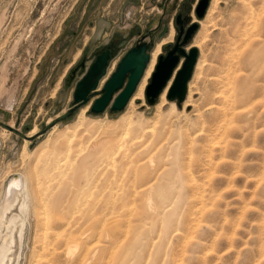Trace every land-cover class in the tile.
I'll return each instance as SVG.
<instances>
[{"label":"rangeland","instance_id":"obj_1","mask_svg":"<svg viewBox=\"0 0 264 264\" xmlns=\"http://www.w3.org/2000/svg\"><path fill=\"white\" fill-rule=\"evenodd\" d=\"M184 1L185 5L179 7ZM249 1L253 6L251 7L253 8L251 14H249V6L246 5ZM165 2L166 0H0V264H181L184 261V264H264V105L255 103L254 108L256 107V110L251 113L249 119L245 118L246 121L244 117L238 115L232 117V120L228 123L231 128L227 127L226 130L228 131L225 130L223 133L221 130V132L216 130L219 119L211 109L215 106L222 108L225 105L224 102L230 98V94L225 90L226 87L223 86L224 84L222 85L227 68L235 66L236 68L233 67V69L239 70L240 67L237 68L238 65H241L239 59L244 55L247 48H249L247 51H250L251 46L255 49L261 48L264 52V48H262L264 45V0H218L216 14L213 15L212 19V22L216 25L209 26V30L207 29L205 32L206 36L201 41L202 46H196L202 68L196 74L197 78H194L198 87L194 96L195 103L193 102L183 111H181L183 106L182 108L177 107L176 100L167 98L168 90H166L165 95L167 103L161 111L157 112L155 109L156 104L159 102V96L154 103L148 102L145 90L151 80L154 65L145 84L144 95L142 98L135 99L133 108L129 107L128 101L120 111L110 112L107 110L99 115H94L90 113L88 107L86 115L92 119H98L100 123L97 125H100V128H96L94 136L89 141L90 143L82 144L84 148L80 153L77 151L79 145H76L72 149L73 152L70 150L72 155L69 151V153L62 152L58 154L61 161L59 159L56 162L53 161L52 156L54 154L52 153V155L45 154L39 159L35 153L30 154V151H33L35 146L48 136L52 126L57 125V129L60 130L66 124H70L75 120L79 110L63 120L56 121L54 125L43 131L46 123L50 121H48L49 117H52L51 120H53L56 116L63 115L69 107L72 98V86L67 84V76L71 66L80 58L92 38L109 37L116 25H124V28H126L128 25L136 24L135 26H139L140 30L144 32L148 25L155 23L162 16ZM187 4L189 5V10L187 8L188 15L191 14L190 18L197 22L199 26L191 40L186 44V50L193 44V40L201 27L200 21L206 17V14L202 18L197 17L195 13L197 0H171V3L167 4L162 25L154 36V45L149 51L150 56L157 43H161L159 56L165 52L167 44L174 40L177 31L174 14L180 9L184 11ZM170 24L174 27L173 37L166 39L165 42H159L169 32ZM247 36L248 38H246ZM130 39H126L123 44L124 49L131 42L132 39ZM249 40L252 43L251 46H249L251 44L248 42ZM243 45L246 48H243ZM234 47L236 52L233 50ZM231 52L233 56L230 55ZM236 56L238 60L235 58ZM183 59L181 56L179 67ZM234 60L237 61L235 65H233ZM225 64H228L229 67ZM196 65L189 81L193 78ZM260 66L257 68L264 73L263 64ZM257 68L253 71L255 73L253 78L250 77L251 80H254L256 75V80L261 78L263 73H259L260 70H257ZM241 71L245 72L244 70ZM173 74L169 81L170 84L168 82L169 86L173 82L175 73ZM232 75L230 74V76ZM219 76H221L220 79ZM232 80H234L232 82L233 87L238 89L241 86V79L234 76ZM251 80L248 78L246 82L242 81V84L249 86ZM253 80L251 81L252 84L253 82L257 83L256 80ZM231 91L233 92V89ZM2 93L4 96H2ZM220 94L224 97H219ZM1 97L5 98L1 99ZM7 97L11 98L10 105L5 104ZM258 99L261 98L258 97ZM211 100L212 102H210ZM172 102L174 103L173 111L170 110V103ZM209 106H212L210 107L211 110ZM251 107L252 105L249 108ZM130 112H132V117L136 120L139 118L143 125L148 122L152 126L150 134L144 137L148 142L159 137L160 145H158L166 144L164 146L166 147L165 151L163 149L164 155L171 156L172 159L177 158L179 155L180 158H185L182 164H172L169 172L174 174L173 177L167 178L168 181L164 179L167 183L169 182L168 188L166 187L168 190L166 200L169 205L168 208L166 206L164 209L170 210L172 208L169 212H173L172 216L168 214L169 217L171 216L172 221L169 220L171 224L167 229L166 226H168L169 221L167 222L166 213L168 211L163 209L166 212L159 214L157 219L156 216L153 217V220L146 213V195L143 194L142 197H139L141 196V193H139L138 198L137 193L132 188L133 177L131 178V173L125 172L130 177H127L128 174L127 176L125 173V175L122 174L126 168L121 166L120 153L117 154L119 156L115 153L107 157L101 147L107 144L109 137L112 136V130H105V126L114 125L112 123L121 114ZM155 121L156 123H154ZM165 121L173 125L168 129H164V132L161 130V132L160 128ZM34 126L37 127V133L27 137V133ZM118 129L120 128L118 127L116 131ZM156 133L159 134L156 135ZM152 135L153 137L156 136L153 138ZM162 136H164L163 139ZM192 139L193 141H191ZM25 140H28V144L24 148ZM117 140L109 141V151H112ZM99 141L102 142L99 143ZM94 143H98L101 148L99 150L97 148L93 154L94 156L92 155L86 162L84 168L86 177L75 180L74 170L76 169L77 160L85 155L84 153L90 152L93 145H95ZM128 143L130 144V142ZM173 144L179 147L174 145V148ZM166 149H169L168 152ZM171 149L178 152L174 151L171 155ZM148 152L146 151L143 154L145 160L154 158L153 155L156 154V149H150ZM174 153L175 155L179 153V155L174 156ZM47 156L51 157L52 163L50 161L46 162L45 157ZM114 156L117 160L115 161L117 164L116 170L113 165L109 164V161L111 162L110 158ZM144 158L142 161H144ZM185 160H187V164H185ZM175 166L180 172L177 173ZM182 166L184 167L182 168ZM114 170L115 172H113ZM187 171L188 173H186ZM119 173L122 175L120 177L116 176V179H112L110 176V174ZM179 173L180 176L178 177ZM21 174L28 178V191L24 192L19 187L8 201L7 209L4 210L3 207L6 199H8L7 191L11 179L20 177ZM105 174L107 175L105 176ZM30 176L32 177L30 178ZM190 176L192 178H189ZM106 177L111 178L108 181L111 184L104 183L103 180ZM180 178H184L185 181L182 179L179 182ZM195 178L197 179L195 180ZM106 185H109V187ZM197 185L200 187L198 188ZM67 187H69L68 190ZM91 188L93 189L91 190ZM185 189L190 190L185 191ZM63 190L68 192H65V194ZM59 194L60 196L62 194L60 203L58 202L60 197L57 198ZM143 197L145 198L144 202ZM140 198H142L140 200L142 203L138 200ZM126 199L128 201H125ZM54 201L55 203H53ZM22 203H25L23 207ZM202 203H205L206 206ZM174 205H177V207ZM122 207L125 209L123 210ZM140 207H142V210H140ZM198 207H200L199 210ZM73 208L74 212L72 213ZM173 209L176 211L174 212ZM137 211L141 213H137ZM202 213L204 214L202 215ZM53 215L54 217H52ZM193 216L194 219H191ZM198 216H200L199 219ZM85 219L86 221L82 223ZM64 220H71L69 226L63 225ZM130 220H133V222ZM49 221L56 225H51ZM193 221L195 224H193ZM116 222L120 226L122 225L121 228L124 230L120 229L119 225L116 226ZM81 223L82 225H80ZM110 224L118 228H112ZM133 224L137 225L136 228L131 226ZM156 224L158 225L155 228L156 231H154ZM78 225L79 228H76ZM81 226L86 229L83 230ZM145 226L147 229H144ZM177 231L179 235L181 234V238L175 235H178ZM120 232L122 234H118ZM144 232L145 234H143ZM103 233L104 235H102ZM127 234L131 238L128 239ZM140 234H142L141 238ZM68 236L70 244L73 243L71 241L76 244L74 246L72 244L75 250L71 245V247L63 245V240ZM193 237L196 238V242ZM59 239L63 240L59 241ZM57 241L63 244L60 243V245ZM133 241L136 243L134 244ZM48 242L50 247L47 244ZM160 242H162V246H160ZM157 243H160L159 247L156 246ZM45 244L47 247L44 246ZM135 245L137 246L134 247ZM98 247L104 248V252L103 249V253L100 252ZM154 249H159V254ZM178 255H180V258ZM182 255L184 258H182ZM140 257L141 259H139ZM170 258H174L175 261Z\"/></svg>","mask_w":264,"mask_h":264},{"label":"bare ground","instance_id":"obj_2","mask_svg":"<svg viewBox=\"0 0 264 264\" xmlns=\"http://www.w3.org/2000/svg\"><path fill=\"white\" fill-rule=\"evenodd\" d=\"M221 1V0H220ZM253 3H254V1H253ZM246 5H248L249 7H248V9H249V14H251L252 13V11H251V9H253V8H251V7H253L252 6V4H251V2L249 1L248 2V4H246ZM255 5V4H254ZM217 6H218V0H211V2H210V4H209V7H208V10H207V13H206V17L204 18V19H201V21H200V24H201V27H200V30H199V32L197 33V35H196V37H195V39L193 40V45L192 46H198V45H200V46H202L201 44V41L204 39V37L206 36V34H205V32L207 31V29L209 28V26H215L216 25V23H213L212 22V19H213V15L214 14H216L215 12H216V9H217ZM245 8H247V7H245ZM247 15V14H246ZM249 17H251V16H249ZM249 17H246V18H248V19H250ZM216 21V20H215ZM248 29V28H247ZM209 30V29H208ZM249 32H251V31H249ZM248 32V33H249ZM242 34H244V33H242ZM245 37V36H244ZM249 37H250V35H249ZM246 38H248V36L246 37ZM242 39L244 40V38L242 37ZM251 39V38H250ZM238 40V39H237ZM242 40V41H243ZM254 41V40H253ZM204 42V41H203ZM249 43H251V41L249 40L248 41ZM233 43V42H232ZM248 43V44H249ZM260 43V42H259ZM242 44V43H241ZM241 44H240V46H241ZM245 44V43H244ZM264 44V43H263ZM235 45H237V44H235ZM252 45V43L249 45V46H251ZM260 45V44H259ZM199 46V47H200ZM233 46V45H232ZM244 46V45H243ZM242 46V47H243ZM261 46V45H260ZM259 46V47H260ZM264 46V45H263ZM262 46V48H264ZM160 47H161V43H159L157 46H156V48L154 49V51L152 52V55H151V60H150V63L148 64V67L146 68V70H145V72H144V74H143V76H142V78H141V80H140V82L138 83V85H137V88H136V92L135 93H133L134 95L132 96V98L130 99V101H129V103H128V105H129V107L130 108H133V106H134V101H135V99L136 98H142L143 97V95H144V87H145V84H146V82H147V79H148V77H149V75H150V73H151V71L153 70V67H154V65H155V63H156V59H157V56H158V53H159V51H160ZM189 47H191V46H189ZM235 47H238V46H235ZM234 47V51L236 52V48ZM257 47V46H256ZM243 48H246L245 46L243 47ZM249 48H247L246 49V51L248 50ZM244 52V55H242L241 57H240V59H239V64H241V65H238L237 66V68L238 67H240L239 68V70H237V69H233V67L234 68H236L235 66H231L232 67V69H230V68H227V70H226V77H223V81H222V85L223 86H225L226 87V91H227V93L228 94H230V98L226 101V102H224L225 103V105L224 106H222V108L221 107H213V108H211L212 109V111L215 113V116L219 119V123H218V125H217V128H216V130L218 131H222V133L223 132H225V130H226V128L227 127H230V125H228V123H229V121L230 120H232V117L234 118V116L235 115H238V116H241V117H244V120L246 121V119H249L250 118V115H251V113L252 112H254L255 110H256V107L254 108V105H255V103H258V104H260L261 103V105L263 104L264 105V76H263V71H261L260 69H258L257 67L258 66H262V64H263V66H264V52H263V50H261V48H254L253 46H251V48H250V51L248 52ZM233 52V51H232ZM230 53V55H232L233 56V53ZM238 53V52H237ZM236 53V54H237ZM235 54V53H234ZM240 54H241V50H240ZM237 56H238V54H237ZM237 56L235 57L236 59H237ZM235 58H232V59H235ZM238 58H239V56H238ZM231 59V60H232ZM227 60H228V58H227ZM226 60V61H227ZM230 60V61H231ZM238 60V59H237ZM234 64L233 65H235L236 64V62L237 61H235L234 60ZM197 63V65H196V69H195V72H194V75H193V78L188 82V84H189V86H188V89H187V95H186V99L183 101L184 103H182V106H183V109L181 110V111H183L187 106H189L190 104H192L193 102L195 103V98H194V96H195V94H196V91L198 90V87H197V85H196V80L194 79V78H197V76H196V74L198 73V71L199 70H201V68H202V62L200 61V59H198V61L196 62ZM228 64H229V62H228ZM228 64H225V66L226 65H228ZM231 65H232V62L230 63ZM260 66V67H261ZM68 67V66H67ZM178 67H179V65H178ZM177 67V68H178ZM228 67H229V65H228ZM176 68V69H177ZM257 68V70H260L259 71V73H263V74H261L262 76H261V78H258V80H256L255 78L257 77V75H256V77L254 78V80H256L255 82H257V83H254L253 82V84H252V80H251V78H253L254 76H253V74L255 73V72H253L255 69ZM263 68V67H262ZM175 69V70H176ZM224 69H225V67H224ZM223 69V70H224ZM241 70H244L245 72H242ZM225 71V70H224ZM222 72V71H221ZM251 72H253L252 73V75L250 76V74H251ZM258 72V71H257ZM225 73V72H224ZM230 74H233L232 76H230ZM256 74H258V73H256ZM220 75V74H219ZM230 76V77H229ZM235 76V78L237 77V78H239V79H241L240 80V83H241V86L240 87H238V89H236V88H234L233 87V83L232 82H234V80H232V78ZM220 77L221 76H219V79H220ZM251 77V78H250ZM250 79L251 81H250V83H249V86L247 85V86H245V85H243L242 84V81L243 82H246L247 81V79ZM170 80H171V78H170ZM169 80V81H170ZM253 80V81H254ZM168 81V82H169ZM236 82V81H235ZM169 84H170V82H169ZM169 84L167 83V85L164 87V89L162 90V92L160 93V95H159V102L156 104V111L158 112V111H161L162 110V107L167 103V101H166V97H165V95H166V90H168L167 88L169 87ZM235 84V83H234ZM235 86V85H234ZM233 89V92L231 91ZM1 95V94H0ZM2 96H4L3 95V93H2ZM231 96H232V99H231ZM219 97H224V95H222V94H220V96ZM258 97H260L261 99H258ZM2 98H5V97H1V99ZM11 98L9 97H7L6 98V103L5 104H7V105H10V102H11V100H10ZM214 101V100H213ZM198 102V101H197ZM210 102H212V100L210 101ZM209 102V104H211ZM223 103V104H224ZM232 103H234V104H232ZM216 104V103H215ZM249 104H251L252 105V107L251 108H249L251 105H249ZM218 105V104H217ZM88 107H89V105H85L84 107H82L81 109H80V111L78 112V114H77V116H76V118H75V120L72 122V123H70V124H66L64 127H63V129H57V125H54V126H52L51 127V129L49 130V132H48V136L45 138V139H43L42 141H40L36 146H35V148H34V150L33 151H30V154H36L37 155V158L39 159V157H41V156H43V155H49V154H54L52 157H53V161H58L60 158H58V154H60V153H62V152H70V150L73 152V150L72 149H74L73 147H75L76 145H79V146H77V147H79L78 149H77V151H78V153H80L81 151H82V149L84 148L83 147V145L84 144H86L87 142H89L90 141V139H92V136H94V133L96 132V128L97 129H99L100 127V125H97L98 123H100V121L98 120V119H92V118H90V117H88L87 115H86V111H87V109H88ZM128 107V108H129ZM210 107H212V106H209V109H210ZM261 107V106H260ZM182 108V107H181ZM210 109V110H211ZM170 110L171 111H173L174 110V103L172 102V103H170ZM196 110V109H195ZM194 110V111H195ZM132 111V110H131ZM193 111V110H192ZM198 111V110H197ZM128 112V111H127ZM156 112V113H157ZM196 114V113H195ZM248 117V118H247ZM52 117H49V119L48 120H50ZM246 118V119H245ZM142 119H143V117H142ZM96 120H98V121H96ZM107 120V119H106ZM145 120V119H144ZM157 120V119H156ZM154 123H156V121L154 122ZM109 124V123H108ZM112 124H114V125H111V126H109L110 127V129H108L109 127H107V125L105 126V130H107V131H109V130H112V133H111V135L112 136H110L109 137V140L107 141V144H105V145H103V146H101L102 147V150L104 151V153L106 154V156L107 157H109V156H111V155H114L115 153H116V155L118 154V153H120L119 155H117V156H119L120 157V159H121V166H124L125 168H126V170L125 171H123L122 172V174L123 175H125L126 173V171H128V172H130L131 173V178L133 177V182H132V188H133V191L135 192V193H137V197H138V194L139 193H141V196H139V197H142V195L144 194V195H146V201H145V198L143 199V202L145 201L146 202V213L150 216V217H152V219H153V217H155L156 216V219H157V217L159 216V214H161V213H164V212H166V211H168V213H166L167 215H166V218L168 217V219H167V222L170 220V221H172L171 219V216H172V214H173V212H169L172 208H170V210H168V209H164L166 206H167V208H168V205H169V202H167V196H168V190L166 189V187L168 188V184H169V182L167 183L164 179H167V178H172L173 177V173H171V172H169V168L171 167V165L172 164H174V165H177V164H182L183 163V161H184V159L185 158H180V155H179V153H176V155H175V153H174V156H177V154L179 155L177 158L176 157H174L173 159H172V157L170 158L169 156H167V155H164L163 154V149H164V151H165V148L166 147H164V146H166V144L165 145H162V146H159L160 144H159V141L158 140H160V138L159 137H157L155 140H153L152 138V140L153 141H151V142H148V140L146 139V138H144L145 136L147 137V135L148 134H150V132L152 131V126H150L149 124H148V122L147 123H144V125L142 124V121L140 122V119L138 118L137 120L136 119H134V117H132V112H130V113H124V114H121L120 115V117L118 118V119H116L115 121H114V123H112ZM145 124H148V125H145ZM152 124V123H151ZM173 124L172 123H170V122H168V121H165V123L163 124V126L160 128V127H157V128H160V131L162 130H164V129H168V128H170L171 126H172ZM101 126H103L102 124H101ZM113 126V127H112ZM120 128V129H118V131H116V129L117 128ZM103 128V127H102ZM156 128V127H155ZM231 128V127H230ZM229 128V129H230ZM101 130V129H100ZM155 130H157V129H155ZM159 130V129H158ZM160 131H158L159 133H160ZM161 131V132H162ZM220 131V132H221ZM226 131H228V130H226ZM164 132V131H163ZM219 132V133H220ZM37 133V127L36 126H34V127H32L30 130H29V132L27 133L28 135H26L27 137H29V136H33V135H35ZM104 133V132H103ZM158 133V134H159ZM166 133V132H165ZM106 134V133H105ZM157 133H156V135H158ZM99 135V134H98ZM97 135V136H98ZM102 135V134H101ZM155 135V136H156ZM162 135V134H161ZM222 135V134H221ZM154 136V137H155ZM105 137V136H104ZM151 137H153V135L151 136ZM153 137V138H154ZM163 137L164 136H162V139H163ZM146 139V140H144V139ZM184 138V137H183ZM191 138V137H190ZM101 139V138H100ZM106 139H107V137H106ZM118 139V140H117ZM180 139V138H179ZM178 139V140H179ZM94 140V139H93ZM104 140V139H103ZM110 140H117L116 142L117 143H115L116 145L113 147V149H112V151H109V149H110V144H108L109 143V141ZM120 140V141H119ZM177 140V139H176ZM181 140V139H180ZM179 140V141H180ZM106 141H104V142H106ZM114 141H112V142H114ZM171 141H173V140H171ZM191 141H193V139L191 140ZM190 141V142H191ZM100 142H102V141H99V143ZM128 142H130V144H131V146H130V144L128 143ZM162 142H164V141H162ZM216 142V141H215ZM90 143V142H89ZM173 143V142H172ZM177 143V142H176ZM175 143V144H176ZM179 143V142H178ZM177 143V144H178ZM217 143V142H216ZM232 143V142H231ZM27 144H28V140H25V142H24V148H25V146L27 147ZM83 144V145H82ZM93 144V143H92ZM95 145H93V147H92V149H91V151L90 152H86V153H84L85 155H83V156H81L78 160H77V165H76V169L74 170L75 172H74V177H75V180H80L81 178L83 179L84 177H86V172L84 171V168H85V165H86V162H88V160L90 159V157L95 153V150H97V148H98V150H99V148H101V147H99L98 146V143H94ZM129 144V145H128ZM159 144V145H158ZM175 144H173V147H174V145ZM184 144H186V143H184ZM191 144H192V142H191ZM213 144V143H212ZM89 145V144H88ZM88 145H87V147H88ZM113 145V144H112ZM111 145V146H112ZM167 145H168V143H167ZM172 145V144H171ZM183 145V144H182ZM214 145V144H213ZM169 146V145H168ZM167 146V147H168ZM188 146V145H187ZM186 146V147H187ZM189 146H191V145H189ZM211 146V145H210ZM221 146V145H220ZM91 147V146H90ZM175 147H179V146H177V145H175ZM174 147V148H175ZM192 147V146H191ZM213 148V147H212ZM144 149H145V151H144ZM150 149H156V154L155 155H153L154 156V158H151V159H146L145 160V158H144V152L146 153V151L148 152ZM177 150H178V148H176ZM187 149V148H186ZM214 149V148H213ZM167 150V152H168V150L169 149H166ZM172 150V149H171ZM210 150H212V149H210ZM25 151V150H24ZM86 151H87V149H86ZM154 151V150H153ZM152 151V152H153ZM175 151V149H173L172 150V152H170L171 153V155H172V153ZM178 151H180V150H178ZM178 151H175V152H178ZM188 151V150H187ZM213 151V150H212ZM68 152V153H69ZM102 152V151H101ZM181 152V151H180ZM185 152V151H184ZM190 152V151H189ZM192 152V151H191ZM71 153V152H70ZM76 153V152H75ZM149 153V152H148ZM165 153V152H164ZM26 154V153H25ZM29 154V153H28ZM51 154V155H52ZM152 154V153H151ZM151 154H149V155H151ZM186 154V153H185ZM192 154H193V152H192ZM191 154V155H192ZM71 155H72V153H71ZM78 155V154H77ZM99 155V154H98ZM147 155V154H146ZM145 155V156H146ZM170 155V154H169ZM74 156V155H73ZM94 156V155H93ZM100 156V155H99ZM188 156V155H187ZM63 157H64V155H63ZM62 157V158H63ZM193 157V156H192ZM46 158V162H48V161H50L51 163H52V161H51V157H49V156H47V157H45ZM44 158V159H45ZM66 158H68V157H66ZM70 158V157H69ZM73 158V157H72ZM76 158V157H75ZM94 158V157H93ZM96 158H97V156H96ZM99 158V157H98ZM143 158H144V161H142L143 160ZM190 158V157H189ZM65 159V158H64ZM191 159V158H190ZM67 160V159H66ZM102 160V159H101ZM110 160H111V162L109 161V164L110 165H113L114 166V168H115V170L117 169V164H116V162L115 161H117L116 160V156H114V157H111L110 158ZM193 160V159H192ZM191 160V161H192ZM37 161V160H36ZM43 161V160H42ZM60 161H61V159H60ZM187 160H185V162H186ZM191 161H189V162H191ZM210 161H211V158H210ZM55 162H53V163H55ZM99 162V161H98ZM104 162V161H103ZM115 162V163H114ZM188 162V163H189ZM212 162V161H211ZM44 163V162H43ZM113 163V164H112ZM208 163V162H207ZM48 164V163H47ZM89 164V163H88ZM99 164V163H98ZM185 164H187V162L185 163ZM211 164V163H210ZM49 165V164H48ZM52 165H55V164H52ZM61 165V164H60ZM93 165V164H92ZM174 165H173V167H174ZM188 165H191V164H188ZM50 166H51V164H50ZM56 166H57V164H56ZM105 166V165H104ZM184 166H186V165H184ZM184 166H182V168L184 167ZM112 167V166H111ZM187 167V166H186ZM56 168V167H55ZM50 169V168H49ZM104 169V168H103ZM175 169L177 170V173L178 172H180V171H178V168H176V166H175ZM54 170V169H53ZM100 170H101V168H100ZM99 170V171H100ZM115 170L113 171V172H115ZM171 170V169H170ZM185 170V169H184ZM203 170H204V168H203ZM47 171V170H46ZM48 171H50V170H48ZM72 171V170H71ZM120 171V170H119ZM174 172H175V170H174ZM125 173V174H124ZM186 173H188V171L186 172ZM121 173H119V174H110V176L112 177V179L114 178V179H116L117 177L116 176H119L120 177V175H122ZM128 174V173H127ZM127 174H126V176H127ZM107 174H105V176H106ZM177 175V174H176ZM193 175V174H192ZM33 176V175H32ZM32 176H30V178L32 177ZM103 176V175H102ZM101 176V177H102ZM172 176V177H171ZM180 176V173H179V175H178V177ZM29 177V176H28ZM73 177V178H74ZM93 177V176H92ZM100 177V178H101ZM116 177V178H115ZM127 177H130L129 176V174H128V176ZM127 177H126V179H127ZM188 177V176H187ZM125 178V177H124ZM177 178V177H176ZM185 178V177H184ZM184 178H180L179 179V182H180V180H182V179H184ZM189 178H192L191 176L189 177ZM89 179H91V178H89ZM110 177H106L105 178V180H103L104 181V183H106V184H108V183H110V182H108V181H110ZM197 178H195V180H196ZM199 179V178H198ZM30 180V179H29ZM98 180V179H97ZM100 180V179H99ZM172 180V179H171ZM177 180V179H176ZM191 180V179H190ZM211 180V179H210ZM27 181H28V178H27V176H24V175H22L21 174V176L20 177H14L13 179H11V183H10V186H9V188H8V191H7V198L8 199H6V202L4 203V207H3V209L4 210H6L7 209V207H8V201H10V199H11V197H13V195H14V193L18 190V188L19 187H21V189H23L22 191H24V192H27L28 190V184H27ZM120 181H121V179H120ZM123 181H124V179H123ZM167 181H168V179H167ZM173 181H174V179H173ZM184 181H185V179H184ZM186 181H187V179H186ZM194 181V180H193ZM68 182V181H67ZM76 182H79V181H76ZM97 182V181H96ZM181 182H183V181H181ZM195 182V181H194ZM226 182V181H225ZM30 183V182H29ZM35 183V182H34ZM75 183V182H74ZM81 183V182H80ZM84 183V182H83ZM115 183H116V181H115ZM114 183V184H115ZM118 183V182H117ZM125 183V182H124ZM185 183V182H184ZM190 184H191V182H189ZM76 184V183H75ZM75 184H71V185H75ZM111 184V183H110ZM109 184V185H110ZM113 184V185H114ZM119 184V183H118ZM182 184V183H181ZM198 184V183H197ZM205 184V183H204ZM76 185H78V184H76ZM109 185H106V186H108L109 187ZM120 185V184H119ZM194 185V184H193ZM206 185V184H205ZM228 185V184H227ZM79 186V185H78ZM124 186V185H123ZM190 186V185H189ZM195 186H196V184H195ZM198 186V188L200 187L199 185H197ZM74 187H76V186H74ZM128 187V186H127ZM197 188V187H196ZM195 188V189H196ZM69 189V187H67V190ZM93 188H91V190H92ZM113 189V188H112ZM111 189V190H112ZM123 189V188H122ZM129 189V188H128ZM169 190H172V189H169ZM190 190V189H189ZM188 189L186 190L185 189V191H189ZM199 190V189H198ZM205 190H206V188H205ZM64 191V193L65 192H68V191H66V190H63ZM72 191V190H71ZM123 191V190H122ZM132 191V192H133ZM92 192V191H91ZM107 192H108V190H107ZM192 192V191H191ZM61 193V192H60ZM63 193V194H64ZM187 193H189V192H187ZM194 193V192H193ZM203 193V192H202ZM208 193V192H207ZM18 194V193H17ZM20 194V193H19ZM28 194V193H27ZM66 194V193H65ZM88 194H89V192H88ZM184 194H186L185 192H184ZM196 194V193H195ZM198 194V193H197ZM209 195H211V193H208ZM25 195V194H24ZM130 195V194H129ZM135 195V194H134ZM189 195V194H188ZM206 195V194H205ZM209 195H207L208 197H209ZM61 196H62V194H61ZM61 196H60V194L59 195H57V198L58 197H60V199H58V200H60V201H58L59 203L61 202ZM172 196H173V194H172ZM190 196V195H189ZM200 196H201V194H200ZM204 196V195H203ZM22 197V196H21ZM137 197H136V199H137ZM138 197V198H139ZM187 197V196H186ZM191 197V196H190ZM211 198H212V196H210ZM56 198V197H55ZM54 198V199H55ZM56 198V199H57ZM103 198V197H102ZM207 198V197H206ZM205 198V199H206ZM55 199V200H56ZM210 199V198H209ZM209 199H208V201H209ZM139 201L140 200H142V198H140V199H138ZM174 200V199H173ZM186 200H187V198H186ZM194 200V199H193ZM125 201H128L127 199L125 200ZM130 201V200H129ZM195 201V200H194ZM199 201V200H198ZM205 201V200H204ZM56 202H57V200H56ZM122 202V201H121ZM187 202V201H186ZM191 202V201H190ZM201 202V201H200ZM206 202H207V199H206ZM53 203H55V201L53 202ZM76 203H77V201H76ZM136 203H137V201H136ZM135 203V204H136ZM140 203H142V201H140ZM173 203V202H172ZM179 203V202H178ZM177 203V204H178ZM192 203H194L193 201H192ZM210 203V202H209ZM126 204V202L124 203V205ZM188 204V203H187ZM203 204V203H202ZM208 204V203H207ZM23 205H25V203H22V207H23ZM54 205V204H53ZM59 204L57 203V206H58ZM116 205H117V203H116ZM140 205V204H139ZM145 205H144V207H145ZM171 205V204H170ZM191 205V204H190ZM203 205H205V203L203 204ZM142 206H143V204H142ZM175 206V205H174ZM187 206V205H186ZM197 206H198V204H197ZM202 206V205H201ZM200 206V207H201ZM206 206V205H205ZM175 207H177V205L175 206ZM200 207H198V210H199V208ZM208 207V206H207ZM75 208V207H74ZM74 208H73V210H72V213L74 212ZM123 208V207H122ZM139 208V207H138ZM141 209L140 210H142V207H140ZM202 208V207H201ZM125 208H123V210H124ZM163 209L164 210H166V211H163ZM176 209V208H175ZM189 209V208H188ZM197 209V208H196ZM203 209V208H202ZM128 210V209H127ZM131 210V209H130ZM180 210V209H179ZM193 210V209H192ZM89 211V210H88ZM173 211L175 212L176 210H174L173 209ZM185 211V210H184ZM196 211V210H195ZM205 211V210H204ZM92 212V211H91ZM95 212V211H94ZM135 212H136V210H135ZM139 211H137V213H138ZM144 212V211H143ZM142 212V213H143ZM191 212V211H190ZM202 212V211H201ZM200 212V213H201ZM58 213V212H57ZM56 213V214H57ZM60 213V212H59ZM90 213V212H89ZM136 213V214H137ZM139 213H141V212H139ZM145 213V212H144ZM171 213V214H170ZM146 214V215H147ZM171 215L170 217H169V215ZM186 214H187V212H186ZM195 214V213H194ZM204 213H202V215H203ZM117 215V214H116ZM130 215V214H129ZM133 215H135V213H133ZM141 215V214H140ZM147 215V216H148ZM189 215V214H188ZM188 215H186V216H188ZM89 217H90V215H88ZM87 216V217H88ZM192 216V215H191ZM52 217H54V215L52 216ZM57 218H61V217H58V216H56ZM55 217V218H56ZM117 217V216H116ZM133 217V216H132ZM131 217V218H132ZM136 217V216H135ZM54 218V219H55ZM72 218V217H71ZM75 218V217H74ZM123 218V217H122ZM162 218V217H161ZM171 218V219H170ZM194 219V216L193 217H191V219ZM200 218V216H198V219ZM76 219V218H75ZM92 219V218H91ZM113 219V218H112ZM116 219V218H115ZM133 219H134V217H133ZM136 219H137V217H136ZM190 219V218H189ZM58 220H60V219H58ZM100 220V219H99ZM118 220H120V219H118ZM122 220V219H121ZM124 220H126V218H124ZM128 220H129V218H128ZM135 220V219H134ZM154 220V219H153ZM161 220V219H160ZM187 220V219H186ZM53 221V220H52ZM55 221H57V220H55ZM71 221V220H70ZM70 221L68 220V221H65L64 220V223H63V225H68L69 226V224H70ZM86 221V219L84 220V221H82V223L83 222H85ZM98 221V220H97ZM104 221V219L102 220V222ZM131 221V220H130ZM170 221L167 223L168 224V226H166V229H167V227L169 228V226H170ZM174 221V220H173ZM189 221V220H188ZM198 221V220H197ZM50 222V221H49ZM58 222V221H57ZM75 222V221H74ZM73 222V223H74ZM96 222V221H95ZM124 223H125V221H123ZM128 222V221H127ZM131 222H133V220L131 221ZM130 222V223H131ZM157 222V221H156ZM160 222V221H159ZM187 222V221H186ZM51 223V222H50ZM60 223V222H59ZM82 223L80 224V225H82ZM100 223V222H99ZM98 223V224H99ZM108 223H109V221H108ZM120 223H121V221H120ZM130 223H129V226H130ZM153 223H155V222H153ZM158 223V222H157ZM52 224H55V223H51V225ZM58 224V223H57ZM72 224V223H71ZM90 224V223H89ZM97 224V223H96ZM95 224V225H96ZM113 225H115L114 223H112ZM137 224V223H136ZM136 224H133V225H131V226H134L135 228H136ZM160 224V223H159ZM166 224V225H167ZM187 224V223H186ZM193 224H195V222L193 221ZM56 225V224H55ZM77 225V224H76ZM92 225V224H91ZM109 225V224H108ZM117 225H119L120 226V224H118L117 222H116V226ZM158 224H156L155 225V227H154V231H156L155 230V228H156V226H157ZM190 225V224H189ZM199 225V224H198ZM54 226V225H53ZM60 227H61V224L59 225ZM85 226V225H84ZM87 226H88V224H87ZM106 226H107V224H106ZM116 226H111V224H110V227H112V228H115ZM122 226V225H121ZM121 226H120V229H122L121 228ZM127 226H128V224H127ZM50 228H51V226H49ZM82 227V226H81ZM86 227V226H85ZM85 227H82V229L84 230V228ZM109 227V228H110ZM125 227V226H124ZM133 227V229H135ZM172 227H173V225H172ZM188 227H190V226H188ZM193 227V226H192ZM198 227V226H197ZM49 228V229H50ZM72 228H74V226H72ZM76 228H79V225H78V227H76ZM75 228V229H76ZM88 228V227H87ZM101 228V227H100ZM116 228H118V227H116ZM128 229H130L129 227H127ZM126 228V229H127ZM162 228V227H161ZM177 228V227H176ZM185 228H186V226H185ZM74 229V230H75ZM81 229V230H82ZM86 229V228H85ZM102 229H104V228H102ZM132 229V230H133ZM143 229V228H142ZM141 229V230H142ZM144 229H147L146 228V226H145V228ZM150 229V228H149ZM173 229V228H172ZM187 229V228H186ZM45 230H46V228H45ZM44 230V231H45ZM80 230V229H79ZM82 230V231H83ZM122 230H124V229H122ZM131 230V229H130ZM177 230H179V229H177ZM197 230H198V228H197ZM50 231V230H49ZM76 231H77V229H76ZM90 231V230H89ZM104 231H106V230H104ZM103 231V232H104ZM112 231V230H111ZM115 231V230H114ZM118 231H119V229H118ZM127 231V230H126ZM146 231V230H145ZM148 231V230H147ZM176 231V230H175ZM184 231H185V229H184ZM189 231V230H188ZM194 231V230H193ZM51 232V231H50ZM54 232V231H53ZM61 232V231H60ZM108 232V231H107ZM150 232V231H149ZM174 232V231H173ZM197 232V231H196ZM47 233V232H46ZM66 233V232H65ZM87 233H89V232H87ZM106 233V232H105ZM111 233V232H110ZM116 233H117V231H116ZM130 233V232H129ZM166 233V232H165ZM177 233H178V231H177ZM182 233H183V231H182ZM186 233H187V231H186ZM193 233V232H192ZM54 234V233H53ZM56 234H58L57 233V231H56ZM70 234V233H69ZM107 234V233H106ZM118 234H122L121 232L120 233H118ZM143 234H145V232L143 233ZM151 234V233H150ZM191 234V233H190ZM49 235H50V233H49ZM96 235V234H95ZM102 235H104V233L102 234ZM116 235V234H115ZM131 235H132V233H131ZM134 235V234H133ZM141 235L142 234H140V238H141ZM176 236H180L179 235V233H178V235L177 234H175ZM174 235V236H175ZM47 236V235H46ZM51 236H52V234H51ZM50 236V238H52ZM58 236H59V234H58ZM57 236V237H58ZM110 236V235H109ZM118 236V235H117ZM127 236H129V234H127ZM157 237H158V235H156ZM156 236H154V237H156ZM193 236H196V235H193ZM70 237H72V236H70ZM74 237V236H73ZM72 237V238H73ZM76 237V236H75ZM114 237H116V236H114ZM120 237H121V235H120ZM125 237V236H124ZM146 237V236H145ZM148 237V236H147ZM150 237V236H149ZM55 238V237H54ZM60 238V237H59ZM128 239L129 238H131L130 236L129 237H127ZM132 238H133V236H132ZM137 238H138V236H137ZM139 238V239H140ZM152 238H153V236H152ZM180 238H181V236H180ZM188 238V237H187ZM194 238V237H193ZM81 239H82V237H81ZM106 239H108L107 237H106ZM124 239V238H123ZM139 239H136V240H139ZM185 239V238H184ZM55 240V239H54ZM57 240V239H56ZM61 240H63V239H61ZM60 239H59V241H61ZM119 240V239H118ZM117 240V241H118ZM125 240V239H124ZM135 240V239H134ZM147 240V239H146ZM155 240V239H154ZM153 240V241H154ZM194 240H195V242H196V238H194ZM193 240V241H194ZM70 239H69V236L67 237V238H65L64 240H63V242H64V244L62 243V242H60V243H62L65 247H67V246H69V247H71L72 246V244L74 243V241H71V242H73V243H71L70 244ZM107 241H109V239L107 240ZM126 241H127V239H126ZM125 241V242H126ZM130 241V240H129ZM148 241V240H147ZM180 241V240H179ZM184 241H186V240H184ZM198 241V240H197ZM54 242H56V241H54ZM54 242H52V243H54ZM111 242V241H110ZM123 242V241H122ZM124 242V243H125ZM134 242V241H133ZM157 242V241H156ZM181 242V241H180ZM180 242H179V244H180ZM190 242V241H189ZM57 243H59L58 241H57ZM59 243V244H60ZM78 243V242H77ZM112 243H113V241H112ZM136 242H134V244H135ZM140 243V242H139ZM148 243V242H147ZM161 243V245L160 246H162V242H160ZM159 243V244H160ZM190 243H192V242H190ZM189 243V244H190ZM48 245H49V242L47 243ZM79 244V243H78ZM77 244V245H78ZM118 244V243H117ZM126 244V243H125ZM125 244H123V245H125ZM151 244V243H150ZM149 244V245H150ZM153 244V243H152ZM159 244L157 243L156 244V246H158L159 247ZM183 244V243H182ZM186 244V243H185ZM53 245V244H52ZM56 245V244H55ZM61 245V244H60ZM71 245V246H70ZM74 245H76V244H73V246ZM81 245V244H80ZM106 245V244H105ZM112 245H114V244H112ZM111 245V246H112ZM193 245H195L194 243H193ZM193 245H190V246H193ZM44 246H46V244L44 245ZM58 246V245H57ZM63 246V247H64ZM73 246H72V248H73ZM79 246V245H78ZM84 246V245H83ZM106 246H108V245H106ZM126 246V245H125ZM137 245H135L134 247H136ZM180 246V245H179ZM47 247V246H46ZM49 247H50V245H49ZM58 247H60V246H58ZM62 247V248H63ZM68 247V248H69ZM80 247V246H79ZM99 247H103V246H99ZM98 247V249H100V252H102V249H103V252H104V248H99ZM132 247V246H131ZM145 247V246H144ZM157 247V248H158ZM51 248H52V246H51ZM51 248H48V249H51ZM54 248V247H53ZM72 248H70L71 250H72ZM155 248V247H154ZM43 249V248H42ZM79 249V248H78ZM95 249V248H94ZM97 249V250H98ZM115 249V248H114ZM134 249V248H133ZM132 249V250H133ZM136 249V248H135ZM159 249H161V248H159ZM159 249H154V250H157V253L158 252H160V250ZM185 249V248H184ZM183 249V250H184ZM45 250H47L46 248H45ZM44 250V251H45ZM53 250V249H52ZM68 251H70L69 249H67ZM73 250H75L74 248H73ZM83 250V249H82ZM81 250V251H82ZM124 250H125V248H124ZM143 250V249H142ZM151 250V249H150ZM159 250V251H158ZM180 250H181V246H180ZM183 250H182V252H183ZM48 251V250H47ZM54 251V250H53ZM78 251H80V250H78ZM77 251V252H78ZM94 251V250H93ZM106 251H108L107 249H106ZM131 251V250H130ZM133 251H135V250H133ZM147 251V250H146ZM186 251H187V249H186ZM57 252V251H56ZM63 252V251H62ZM72 252V251H71ZM75 252V251H74ZM73 252V253H74ZM95 252V251H94ZM93 252V253H94ZM99 251H97V253H98ZM99 252V253H100ZM102 252V253H103ZM156 252V251H155ZM178 252H181V251H178ZM73 253H72V255H73ZM76 253V252H75ZM79 253V252H78ZM92 253V252H91ZM141 253V252H140ZM139 253V254H140ZM176 253V252H175ZM68 254V253H67ZM66 254V255H67ZM101 254V253H100ZM112 254H113V252H112ZM111 254V255H112ZM138 254V253H137ZM138 254V255H139ZM159 254V253H158ZM158 254H155V255H158ZM178 254V253H177ZM176 254V255H177ZM181 254V253H180ZM183 254H185L184 252H183ZM69 255V254H68ZM67 255V256H68ZM133 255V254H132ZM131 255V256H132ZM176 255H175V260H176ZM143 256V255H142ZM183 256V255H182ZM99 257V256H98ZM137 257H139V256H137ZM156 257V256H155ZM170 257V256H169ZM178 257L180 258V255H178ZM73 258V257H72ZM75 258V257H74ZM157 258V257H156ZM174 258L172 259V258H170V259H172V260H174ZM182 258H184V256L182 257ZM92 259V258H91ZM117 259H119V258H117ZM138 259V258H137ZM139 259H141V257L139 258ZM139 259H138V261H139ZM142 259H143V257H142ZM72 260V259H71ZM70 260V261H71ZM105 260V259H104ZM155 260V259H154ZM174 260V261H175ZM87 262V261H86ZM140 262V261H139ZM177 262V261H176ZM175 262V263H176ZM181 262V261H180ZM67 263V262H66ZM73 263V262H72ZM137 263V262H136ZM168 263V262H167ZM183 263V262H182ZM181 263V264H182ZM184 263H185V261H184ZM183 263V264H184ZM68 264V263H67ZM151 264V263H150ZM177 264V263H176Z\"/></svg>","mask_w":264,"mask_h":264},{"label":"water","instance_id":"obj_3","mask_svg":"<svg viewBox=\"0 0 264 264\" xmlns=\"http://www.w3.org/2000/svg\"><path fill=\"white\" fill-rule=\"evenodd\" d=\"M209 4L210 0L198 1L195 7V13L198 18H202L206 14ZM198 26L199 24L197 22H193L188 27L183 42L186 44L189 42L188 39L197 31ZM154 29L155 28H149L137 39L134 46L126 51L117 64L114 72L105 82L101 96L96 98L93 104L89 107L91 112H102L109 103H111V112L120 111L126 106L136 90L146 66L150 61V53L147 49L149 45L151 46L153 44L152 34ZM175 51L176 48L169 51L165 57H162V55L158 56L154 71L151 74V80L147 84L145 90L146 98L149 103H154L155 99L160 95L172 75H174L173 73H175L173 82L168 88L167 98L176 100L177 107H182V103L187 95L188 82L196 65L199 52L196 46H191L188 50H186V48H179L178 53H175ZM180 55L184 59L181 66L178 67L181 62ZM108 58V51H104L96 57L88 72L76 85L74 102L85 103L87 101L88 93L96 87L98 79L105 71ZM176 68L177 70H175ZM126 77L127 80L124 83ZM116 92L118 93L112 99L113 94ZM63 116H65V114L56 116L55 119L46 123L43 131L54 125L55 122L59 121Z\"/></svg>","mask_w":264,"mask_h":264},{"label":"flooded vegetation","instance_id":"obj_4","mask_svg":"<svg viewBox=\"0 0 264 264\" xmlns=\"http://www.w3.org/2000/svg\"><path fill=\"white\" fill-rule=\"evenodd\" d=\"M198 1L199 0H197V3H198ZM168 3H171V0H166L165 4H163L164 11L162 13V16L159 17L156 20L155 23L153 22L150 25H148L146 27V30L144 32H142L140 30V27L139 26H135L136 24L135 25L134 24L128 25L126 28H124L125 27L124 25L123 26L116 25L112 29L109 37H107V38H105V37H103V38H96V39H93L92 38L91 42L87 45V47L85 48L84 52L81 54L80 58L76 62H74V64L71 66V68L69 70V73H68V76H67V84L69 86H72L71 87V89H72V93H71L72 98L70 100L69 107L67 108L66 112L64 113L65 116H63L60 120H63L64 118L70 116L71 114H73L74 112H76L78 110L80 111V109L84 105H89L90 104V106H91L93 104V102L96 100V98H98L99 96H101V94H102V88H103L105 82L111 76V74L114 72V70L116 69L117 64L119 63V61L121 60V58L123 57V55L126 53V51L129 48H131L132 46H134V44L136 43L137 39L142 34H144L149 28H155L154 29V32L152 34V42H153V44L151 46L149 45L148 46V49H147L148 52L150 51V49L154 45V36H155V34L157 33V31L160 29V27L162 25V22H163L162 19H163L164 15H165V12H166V8H167V4ZM184 5H185V1L182 2L179 5V7H183ZM187 8L189 10V5L188 4H187V6H186V8H185L184 11L182 9H180L179 11H177L174 14V21H175V25H176L177 31L175 33L174 40H172L171 43L167 44V46L165 47V52L162 53V54H160V55H162V57H165L167 55V53L169 51H171L172 49H174V48H176L175 53H178V49L179 48H184V49L186 48L185 47L186 46V43L183 42V40H184L185 35L187 33L188 27L193 22H195L193 19L190 18L191 14L188 15L189 13H188ZM169 27H170L169 32L167 33V35L165 36V38H162L159 42H165L166 39H171L173 37L174 27H173L172 24H170ZM193 35L194 34L191 35V37L188 39V41L191 40V38L193 37ZM127 38H131L132 40L130 39L131 42L124 49L123 48L124 47L123 44L126 42V39ZM157 45H158V43L153 48L152 52L154 51V49L156 48ZM104 51H108L109 58H108V61H107L106 66H105V71H104L103 75L98 79V81L96 83V87L94 89L90 90V92L88 93V99H87V101L85 103L74 102V91L76 89L77 83L88 72L91 64L94 62V60L96 59V57L99 54H101L102 52H104ZM152 52H151V55H152ZM180 58H181V55H180ZM150 60H151V56H150ZM149 63H150V61H149ZM110 67H111V70L109 71V68ZM147 67H148V65H147ZM126 80H127V77L125 78L124 83L126 82ZM135 92H136V90H135ZM117 93L118 92H116V93L113 94L112 99L115 97V95ZM110 104L111 103H109L107 105V107L102 112L94 113V112H91L90 110L89 111H90L91 114L99 115V114H101V113H103V112H105L107 110L110 111ZM78 112H77V114H78Z\"/></svg>","mask_w":264,"mask_h":264}]
</instances>
